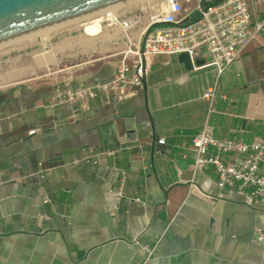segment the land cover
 I'll list each match as a JSON object with an SVG mask.
<instances>
[{"label": "crops", "instance_id": "1", "mask_svg": "<svg viewBox=\"0 0 264 264\" xmlns=\"http://www.w3.org/2000/svg\"><path fill=\"white\" fill-rule=\"evenodd\" d=\"M126 20L14 57L2 73L0 264H264V203L221 190L212 166L194 170L192 149L204 127L264 141V29L219 73L203 58L187 68L179 55L144 56L150 20L140 39ZM122 61H144L146 88L61 99L112 81Z\"/></svg>", "mask_w": 264, "mask_h": 264}, {"label": "built area", "instance_id": "2", "mask_svg": "<svg viewBox=\"0 0 264 264\" xmlns=\"http://www.w3.org/2000/svg\"><path fill=\"white\" fill-rule=\"evenodd\" d=\"M155 11L157 14L150 16V26L143 39L144 56L187 53L193 63L203 58L206 66L214 67L219 73L233 64L264 29V0H198V14L194 18L181 0H164L163 7ZM142 79V64L131 69L122 61L112 81L93 87H68L61 99L73 101L112 93L122 100L129 91L141 88ZM203 96L212 100L215 90L206 89ZM159 143H165V139H159ZM192 149L194 170L212 166L221 190L238 191L249 204L264 203V141L220 139L204 127L194 136ZM255 234L258 242L264 241V218L256 226Z\"/></svg>", "mask_w": 264, "mask_h": 264}, {"label": "water", "instance_id": "3", "mask_svg": "<svg viewBox=\"0 0 264 264\" xmlns=\"http://www.w3.org/2000/svg\"><path fill=\"white\" fill-rule=\"evenodd\" d=\"M132 1L135 0H0V46ZM179 58L187 68L193 67L187 53H181ZM200 61L203 60L196 59L195 63ZM142 68L146 88L144 61Z\"/></svg>", "mask_w": 264, "mask_h": 264}, {"label": "rangeland", "instance_id": "4", "mask_svg": "<svg viewBox=\"0 0 264 264\" xmlns=\"http://www.w3.org/2000/svg\"><path fill=\"white\" fill-rule=\"evenodd\" d=\"M163 1L164 0H144L142 3L134 4L130 9L125 8V4L115 7L117 14H118V21L117 23L123 24L124 20L126 18L130 19L134 23V27L132 29H127V33L129 31H132L133 35L137 37V39H140L139 37L142 36V34L139 35L141 32V29L144 27V25L150 20V16L152 14H155L159 8L163 7ZM184 7L189 9L193 15H197V5L198 0H181ZM127 4V3H126ZM100 13L67 23L68 26H63L62 28H59L56 33L43 37L41 39L35 38L32 42L22 45V46H11L9 43L3 46H0V77L2 73L6 70L9 61L17 56L20 55H33L35 53L45 51L46 49H49V47L57 40L71 35H77L79 33H82L84 30L87 32L93 31V33H99L102 30V26L105 29H112L115 25L108 26L109 23H113L111 20H103L100 19ZM105 13V12H104ZM73 25V27H70L69 25ZM116 24V23H115ZM70 27V28H69ZM67 28V29H66ZM104 29V30H105ZM107 33V30L104 32H100L99 36H104ZM110 42L108 38H99V43L96 42L95 46L101 45H108L107 42ZM20 42L18 40L17 44ZM16 41L14 42V44ZM5 46V47H4Z\"/></svg>", "mask_w": 264, "mask_h": 264}, {"label": "bare ground", "instance_id": "5", "mask_svg": "<svg viewBox=\"0 0 264 264\" xmlns=\"http://www.w3.org/2000/svg\"><path fill=\"white\" fill-rule=\"evenodd\" d=\"M144 0H135V1H132V2H129V3H127V8L128 7H132L134 4H137V3H142ZM157 14V12L155 13V14H153V16H155ZM100 19H101V21L102 20H111V21H113V23H117V21H118V15H117V12H116V10H115V7L114 8H111V9H108V10H106L105 11V13H104V15H103V18H101L100 17ZM124 23L125 24H129V21H124ZM68 26V24H65V25H62V26H59V27H56V28H53V29H50V30H47V31H44V32H41V33H38V34H35V35H32V36H29V37H26V38H24V39H21L20 40V42L17 44V42L18 41H16V43L14 44V42H13V44H9L10 45V47L12 46H22V45H24L25 46V44H28V43H30V42H32L35 38H37V39H41V38H43V37H46V36H50V35H52V34H54V32L56 33V31L59 29V28H62L63 26ZM70 27H73V25H69ZM69 27V28H70ZM67 29V28H66ZM5 47V46H4ZM1 49V48H0Z\"/></svg>", "mask_w": 264, "mask_h": 264}]
</instances>
